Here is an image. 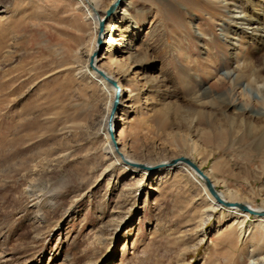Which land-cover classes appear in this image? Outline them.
<instances>
[{
    "label": "rangeland",
    "instance_id": "1",
    "mask_svg": "<svg viewBox=\"0 0 264 264\" xmlns=\"http://www.w3.org/2000/svg\"><path fill=\"white\" fill-rule=\"evenodd\" d=\"M80 1L0 0V264H259L264 228L211 210L177 164L264 207V117L236 110L238 87L264 94V0H121L109 14L91 57L127 89L113 147L174 164L151 172L104 154L112 90L88 72L96 30ZM96 1L103 16L110 0ZM237 7L254 32L231 22Z\"/></svg>",
    "mask_w": 264,
    "mask_h": 264
},
{
    "label": "bare ground",
    "instance_id": "2",
    "mask_svg": "<svg viewBox=\"0 0 264 264\" xmlns=\"http://www.w3.org/2000/svg\"><path fill=\"white\" fill-rule=\"evenodd\" d=\"M83 1H85L83 3L87 4V5L85 4L86 12H87L88 16L91 18V20L93 21V24H94L95 30H96L94 42L92 43V47L89 51V54H88V57L86 60L88 68H89L88 72L90 75H92L94 78L97 79V81L100 83V85L103 86V88L105 90H107L109 93H111V90H112V94H110L109 104H108L110 110H108L109 112L107 113L108 114L106 117V122H107V118L111 114V109H112V101H113V95H114L113 94V87L111 86V84L108 81L109 77H110L109 74L106 72H103L105 74L104 75L103 73L100 72L102 70H99L97 65H96L97 58L95 57L93 60V58H92L93 54H91L92 51L95 49V38L97 36V24H98L99 19H101L103 16L100 15L98 10H97L98 4H97L96 0H83ZM114 1L115 0H110V5L113 4ZM119 1H121V0H118V2ZM209 1H212V0H209ZM80 3L84 6L82 1H80ZM115 6L113 7V9L115 8ZM122 11H121V13H123V15L125 13H127L126 8H123ZM230 20L234 25L238 26L241 31L251 30V32H254L256 29L254 26L255 24H253V20H254L253 16L249 13V11H247L244 8H241V9L239 7L234 8L233 11L231 12V19ZM112 22H113V15H112V17L109 16L107 18V20L104 21V27L102 28L103 32L107 33L108 31H110V28L112 26ZM221 31L223 34H226L227 29L223 28ZM196 35L200 38L202 34L200 32V33H197ZM108 36L106 38H104L106 40L104 43H106V44L109 41L110 42L112 41V39H110V37H108ZM236 36H238V34H236ZM235 43H237V42H235ZM90 57L92 59L91 62L93 63V66L89 64ZM229 77H230L229 72H227V71L223 72L220 75V77H217V80L215 81L214 86L223 85L224 81L226 79H228ZM118 86H119V91H120L119 94L120 95L127 90L126 88L124 89L120 83H118ZM236 92H237V97L243 101L242 104H239L236 108V110L238 112L249 113L250 115H252L254 117H264V108L261 107L260 109H254L250 105H248L250 102H254L256 104L264 106V94L261 90H259V89L253 90L248 85H245L244 87H238ZM117 98H119V97H117ZM245 103H248V104H245ZM113 119H114V117L112 116V118L109 121H110V124L112 127V132H115L116 131V121H113ZM106 122H105V125H103L105 128L104 129V138L106 140L104 154L107 157H109L110 159H112L115 164L120 165L125 170H130L133 172L134 171L138 172V170L151 172L154 170L153 168H155V169L156 168H166V167H172L174 165V164L173 165L170 164L172 162V160L168 161L167 163H162V164H159L157 166H153V164L141 163L140 161H135V160L129 159L128 157H126L124 155V152H122V151L118 152L113 147V142H111V140L109 138V133L106 129ZM219 135L221 136L222 133H219ZM116 142H118L117 139H116ZM190 152H191V154H193L194 149L190 148ZM181 158H182L181 162L178 163L177 166L181 165V166L186 167L202 183V185L204 187L203 190L207 194V197H208L210 203L213 205L211 210H213L215 208H227V209H230L228 211V214H232V213H237L239 215L242 214L245 218L252 216V217H254L253 221L258 226L264 228V207L254 208L248 204L243 205V204H239V203H230V201H232L231 195L230 194L225 195L224 193H222L220 191H217V195L219 196V198H217V196L215 197V195L214 196L211 195V193L209 192V190L205 184V181H208L210 183L211 188H214V185L211 183V181L206 177V175H204L203 172L200 173V175L199 174L197 175L195 169H193L190 165L185 163V161L183 160V158H185V157H181ZM149 166H152V167H149ZM137 167H140V169ZM196 170H199V168H196ZM227 204H231V206H229ZM232 205H235V206L233 207ZM50 209H52V208H50ZM58 212L59 211L56 208L52 209V214L56 215ZM59 214H57L59 217L62 216L61 214L60 215ZM209 216L210 215H207L205 220H207ZM205 220L202 223H204ZM259 264H264V258L260 259Z\"/></svg>",
    "mask_w": 264,
    "mask_h": 264
},
{
    "label": "water",
    "instance_id": "3",
    "mask_svg": "<svg viewBox=\"0 0 264 264\" xmlns=\"http://www.w3.org/2000/svg\"><path fill=\"white\" fill-rule=\"evenodd\" d=\"M119 2H118V0H115L114 2H113V4H111V5H109L108 7H107V9L104 11V15H103V19H99V21H98V24H97V36H98V38H99V34H100V32L102 31V28H103V22H104V20L107 18V16H109V14L112 12V10H113V7L116 5L117 6V4H118ZM115 6V7H116ZM98 41V40H97ZM109 83L111 84V86L113 87V101H112V109H111V114L108 116V118H107V122H106V129H107V131H108V133H109V138H110V140H111V142H113V140H112V127H111V124H110V119H111V115H112V113H113V108L115 107V105H116V102H117V95H118V87H117V85H115L114 83H113V81L109 78ZM183 160L185 161V163H187L188 165H190L193 169H195V171H198V170H196V168L191 164V162L187 159V158H183ZM205 184H206V186H207V188H208V190H209V192L211 193V195H215V197L217 196V198H219V196L217 195V193H215V191H214V189L213 188H211V186H210V183L208 182V181H205ZM226 204V203H225ZM227 205H231V204H227Z\"/></svg>",
    "mask_w": 264,
    "mask_h": 264
}]
</instances>
